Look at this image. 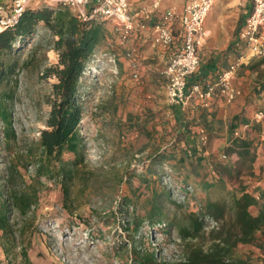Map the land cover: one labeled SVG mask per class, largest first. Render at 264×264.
Wrapping results in <instances>:
<instances>
[{"label":"trees","instance_id":"16d2710c","mask_svg":"<svg viewBox=\"0 0 264 264\" xmlns=\"http://www.w3.org/2000/svg\"><path fill=\"white\" fill-rule=\"evenodd\" d=\"M39 27L51 34L47 49L57 54V62L46 64L42 72L43 77L54 79L46 96L50 110L44 120L45 127L39 132L37 149L30 146L26 154L20 155L23 157L20 161L12 160L0 173V238L11 227L10 207L27 213L38 199V186H44L45 182H60L64 205L68 207L75 202L72 187L78 179L83 185L82 192L90 190L96 199L102 201L109 197L100 188L95 173L86 169V141L81 130L85 116L81 84L96 47L104 41L117 49L121 46L118 33L107 20H81L67 7L43 4L40 7H27L15 24L0 30V138L3 149L11 151L18 139L13 111L18 86L15 71L21 63L26 43L37 38ZM236 41L222 54L234 53ZM32 44L33 52L42 43L37 40ZM148 46L149 43L137 50L138 54ZM127 48L128 44L126 47L122 45L124 53ZM47 59L45 52L42 60L45 62ZM29 61L31 57L22 63L27 64ZM259 63H264V58ZM201 64L198 72L188 78V87L196 83L204 84L209 78L206 73L208 68ZM258 65L250 63L247 67L256 70ZM254 93H264V70L258 72ZM255 103L254 97L248 98V104ZM169 108L175 121L167 114L163 119L152 116L158 122L162 120L166 126V139L160 149L152 153L149 173L168 177L172 187L184 196L191 193L197 200V209L182 213L180 217H170L160 200H169L167 190L161 193L154 191L143 207L128 197L123 198L118 211L129 218L125 230L129 232L127 241L131 244L130 261L132 264H251L235 256V251L239 245L255 244L259 234L260 239L264 240V202L256 199L255 190H250L246 176H242L244 172L249 176L254 175L258 146L255 138L249 136V131H260V122L248 118L245 111L236 113L228 125L229 142L224 148V158L210 159L205 156V145L199 139L200 132L194 130V123L190 121L193 118L180 105L170 104ZM199 117L204 124L212 127L207 114L201 109ZM147 120V116L141 117L137 121L138 129H142ZM65 155L73 156L66 158ZM158 165L166 167L162 170L153 169ZM28 166L35 168L30 183L25 179ZM209 176L212 177L211 181ZM243 177L245 180L241 181ZM139 180L143 181L144 178L139 176ZM228 180L234 182L233 187L238 184V188L228 187ZM198 190L206 191L207 196L198 197ZM257 190L264 196L261 185ZM129 207H132L131 213ZM253 208L256 213L252 212ZM206 217L215 222L208 231L205 229ZM146 223L154 229L160 226L163 232H168L171 226L177 228L183 240L180 259L161 263L153 251L138 246L140 239L135 234ZM5 251L11 254L9 248ZM22 252L25 264H30L27 250Z\"/></svg>","mask_w":264,"mask_h":264},{"label":"rangeland","instance_id":"374dc122","mask_svg":"<svg viewBox=\"0 0 264 264\" xmlns=\"http://www.w3.org/2000/svg\"><path fill=\"white\" fill-rule=\"evenodd\" d=\"M166 3L174 4V1L166 0ZM51 39V34L39 27L37 38L31 39L24 47L21 63L15 71L18 86L13 111L18 139L11 151H7L3 149L0 138V173L12 160L20 161L23 158L20 155L26 154L30 146L34 150L38 147L39 132L45 127L44 120L50 110L46 96L54 80L43 77L42 72L46 64L57 62L56 52L47 49ZM37 40L42 44L32 52V43ZM148 49L149 54L157 55L158 51L150 45ZM45 52L48 59L43 62ZM141 56L143 53H140L142 72L145 59ZM30 57L31 61L22 63ZM262 58L252 62L259 64L256 70H264V63H259ZM156 60H152L153 70ZM164 65L165 60L158 65L159 72ZM165 89L166 80L161 74L157 79H146L144 76L138 80L133 78L122 45L117 49L104 41L96 47L81 84L85 104L81 130L86 141V169L95 173L100 188L109 197L102 201L96 199L90 190L82 192L83 185L78 179L72 187L75 202L68 207L64 205L60 182L44 181V186H38L37 201L27 213L10 207L11 227L0 238V264H25L22 250H27L30 264H132L131 244L127 241L129 232L125 230L129 218L118 211L123 198L128 197L143 207L154 191L161 193L167 190L169 200H160L170 217H180L182 213L197 209V200L191 193L184 196L172 187L168 177L149 173L152 153L160 149L166 139V126L162 120L158 122L152 118L158 116V119H163L166 114ZM261 109L264 110V106ZM146 116L147 123L138 129L137 121ZM206 134L208 143L204 148L209 153L205 156L210 159L224 158V135ZM68 156L73 155H65L66 158ZM163 168L161 165L153 167L157 170ZM34 173L35 168L28 166L25 171L27 183L31 182ZM139 176L144 180H139ZM242 176H247V173H242ZM145 178L148 180L145 181ZM208 178L212 180L211 176ZM228 183V187L238 188V184L233 187V181L228 180ZM197 192L200 198L207 196L206 191ZM129 208L131 213L132 207ZM205 224L208 231L215 222L206 217ZM160 228L144 224L141 231L135 234L140 239L138 246L153 251L161 263L180 259L183 240L177 228L171 226L168 232ZM260 236L253 245H239L235 256L251 264H264V240ZM6 248L11 250L10 255L6 253Z\"/></svg>","mask_w":264,"mask_h":264},{"label":"built area","instance_id":"2783aa9c","mask_svg":"<svg viewBox=\"0 0 264 264\" xmlns=\"http://www.w3.org/2000/svg\"><path fill=\"white\" fill-rule=\"evenodd\" d=\"M48 6L67 7L81 20L99 18L111 23L118 33L119 43L126 46L133 36L142 34L145 42L164 55L165 65L160 74L167 80V101L185 108L193 99L205 108H211L219 97L233 101L241 94L233 80L246 60L264 57V0H251L252 10L238 34L236 51L228 65L204 84L188 87V78L197 73L200 48L207 31L205 21L217 0H181V5H166V0H149L133 13L129 0H38ZM178 1V0H175ZM33 0L0 2V30L15 24ZM135 47L124 53L129 60L132 76L141 78L140 54ZM172 51L166 64V51ZM264 113L259 111L254 119L259 121ZM245 128V127H244ZM243 128V129H244ZM238 134V133H237ZM200 142L208 143V135L200 132ZM255 197L264 202V196L255 190Z\"/></svg>","mask_w":264,"mask_h":264},{"label":"crops","instance_id":"0c3cea01","mask_svg":"<svg viewBox=\"0 0 264 264\" xmlns=\"http://www.w3.org/2000/svg\"><path fill=\"white\" fill-rule=\"evenodd\" d=\"M11 1L12 0H0L3 4H9ZM33 1L34 2L32 4L35 3L34 6L36 7L38 0ZM148 1L149 0H129L132 12L135 13L139 11V9L146 5ZM173 1L174 4L166 3V5H181V0ZM43 4H45V2L41 3L37 7H40ZM251 10V0H217L215 3L205 21L207 36L199 51L202 63L201 65L202 67L206 66V68H208L206 73H208L207 76L209 78H214L216 74L227 66L234 57V53L224 55L222 52L234 45V42L237 40L238 34L243 28ZM142 36V34L134 35L132 40L128 43V47H135L138 50L141 49L144 45H146L144 36ZM149 51L150 50L147 47L142 52L143 56H141V58L143 57L145 60L143 61L144 65L142 66L141 76H144L146 79H157L160 77L158 65L164 62V55L162 56L159 52H157L156 57H153L151 56L153 54H149ZM171 52L172 51L170 50L166 51V64ZM150 58L154 61L157 59L156 68H154V70L151 65L153 64V61H149ZM251 59L246 60L242 67L239 68V71L233 80L234 85L241 91V94L237 96L235 100L230 102L225 97H219L211 108H205L199 104L198 100L193 99L184 108V111L193 118L190 121L194 123L195 131L198 133L205 131L212 136L214 133H222L224 135L222 140H224V145L226 146L229 142L228 125L236 113L245 111V115L248 118L254 119L255 114L264 106V93H260L259 95H255L254 93L255 80L258 77L259 70H251L247 67V65L252 63L256 58ZM148 64H150V66ZM202 67L199 71L200 73L202 71ZM252 97H254L256 102L255 105L248 104V98ZM169 106L170 104L167 101L166 94V114L171 118V120L175 121L173 116L170 115L171 110ZM200 109L207 114V120L211 123V128L204 124L200 119ZM219 122H222V126ZM258 122L261 124V130L249 131V136L255 138V144L258 146L254 175L246 176L250 190H257L260 185L261 189H264V121L259 120ZM208 153L209 152L206 151L205 155ZM252 212L256 213L257 211L252 210Z\"/></svg>","mask_w":264,"mask_h":264}]
</instances>
